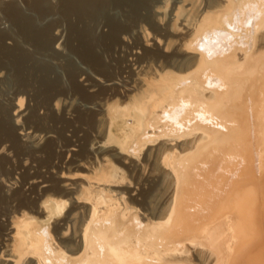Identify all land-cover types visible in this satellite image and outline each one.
Returning <instances> with one entry per match:
<instances>
[{
	"label": "bare ground",
	"instance_id": "6f19581e",
	"mask_svg": "<svg viewBox=\"0 0 264 264\" xmlns=\"http://www.w3.org/2000/svg\"><path fill=\"white\" fill-rule=\"evenodd\" d=\"M49 1L34 0L29 7L31 14L13 1L3 11L17 31L11 35L36 53L29 54L16 43L4 47L2 40L9 39V34L0 31V78L5 75L0 80L16 88L9 99L11 116L5 110L1 114V153L6 151L5 142L14 147L16 129L23 139L40 140V135L20 126L28 109L25 92L37 87L44 103L55 110L65 105L60 95L73 90L83 93L74 84L68 87L74 88L70 92L63 88L69 93L61 90L58 83L63 77L48 78L54 73L49 57L58 60L60 56L53 47L61 48L51 36L53 25H41L52 12ZM60 1L58 17L63 22L74 17L85 26L106 23L110 30L107 38L99 34L94 38L95 28L68 23L78 43L74 48L69 42L73 47L70 53L78 63H72L71 56L66 58L70 65L65 76L71 83L81 72L80 63L89 72H105L101 67L106 62L97 54L96 46L116 43L128 33L126 20L110 19L108 9L128 7L132 21H141L139 13L146 5V0ZM193 1L188 9L175 5L172 11L171 17L177 18L174 23L182 22L181 28L174 23L170 26L174 32L180 31L173 36L178 41L173 54L151 53L155 56L151 55L153 60L147 63L153 64L144 66L148 68L146 74L143 69L123 94L120 91L122 101L112 95L114 92H104L97 100L101 110L92 118L99 116V126L95 127L101 128L100 139L88 140L93 146L101 144L98 150L94 148V156L64 163L69 173L58 171L59 183L53 178L57 183L51 187L46 186L50 183L40 187L42 181H37L42 190L37 194L35 187L38 197H33L34 202L24 201L25 194L18 196L20 191V199L14 202L8 199L16 197L0 198V204L7 205L13 217L9 219L12 233L7 234L12 236L6 238L11 244L4 247L6 251L0 247L1 264H22L25 259H29L24 262L28 264H264V0H208L201 9L202 4ZM184 2L181 0L180 5ZM139 34L148 43L143 25ZM105 46L102 51L109 47ZM42 57L49 63L40 61ZM83 97L85 101L88 98L84 93ZM108 141L110 147L102 146ZM50 146L43 152L49 154ZM73 146L69 143L67 147ZM67 147L66 153L79 156L76 148ZM80 169L86 172L79 177L82 182H77L78 177L73 181L76 176L70 170ZM220 177L228 184H221L217 180ZM13 180H5L9 188ZM83 192L91 203L78 206ZM64 198L75 206L65 219L50 224L52 216L60 215L62 203L67 201ZM48 219L52 228L46 223ZM65 234V239L69 237L63 240Z\"/></svg>",
	"mask_w": 264,
	"mask_h": 264
},
{
	"label": "rangeland",
	"instance_id": "374dc122",
	"mask_svg": "<svg viewBox=\"0 0 264 264\" xmlns=\"http://www.w3.org/2000/svg\"><path fill=\"white\" fill-rule=\"evenodd\" d=\"M12 1H13V3H16L19 6L23 7L22 10L24 9L23 11H26L25 13L31 14V10L29 7L34 0H0V31L5 32L6 35L9 34L8 35L9 39H6V40L4 39L5 42L2 40V44L6 48H8V47L11 48V47H13L14 43H16V44L20 45L22 47V49L25 50L27 53H29V54H33L34 52L36 53V51L30 45H28L27 43L22 41L19 37L16 36V38L20 41V42H17L16 38H14V35H11V34L16 35L17 31L14 30L13 25L10 23L8 18L3 15V11L8 4H12ZM184 1L185 2L182 3V5H180L181 0H146L145 1L146 5L140 10V13H139L141 21L135 20L136 22L134 20H133L134 21L133 22L132 21L133 18L132 19L130 18L132 16V14H131V10L128 7H123V8H119V9H117V8L115 9V7H112V8L110 7V9H108L110 19L113 18L116 20L118 19L120 21L126 20V26L128 28V33L126 35L122 34V36L120 37V39H118V41L116 43H112V42L108 43L107 42L108 44L106 46H109V47H107L106 48L107 50H105V51H102V48L105 46L104 43L98 44L97 46L99 48L96 46L95 50L96 49L101 50V51L99 50V52L97 50V54H101L99 56L100 57L102 56L101 58L103 59L104 64L106 62V64L101 67V69L104 68V71L106 70L105 72H103V70H101L103 72L101 74V73H99L100 72V70H99V72L97 71L96 73H94L93 71L92 72L90 71L91 72L90 73L89 70L87 68H85L86 66L84 64H82V65H84V66H82L80 63L79 67H81L80 68L81 72H77V74L75 76L76 79H75V81L73 80L74 83H71L72 81H69V82L67 81L70 79V77H69V79L66 80V77H68V75L65 76L66 75L65 72H67V68L70 65V63H69L70 61L72 63H78L77 57L71 55V53H70V51H71V49H73V47L76 48L78 46V43L74 37L75 35L70 33V30L68 29L67 26L69 23L71 25L73 24V25L77 26L78 28H82L81 26H83V28H84L85 23H83V24L78 23L77 19L74 17L70 18L71 20L68 21V23L63 22L61 17H58L61 1L60 0H53V1L50 0L49 1L50 2L49 6H50L52 12L50 11L51 12L50 15L45 19L44 22L41 23V25H43V26H47L50 24L53 25V30L51 31V36L53 39L56 38L55 39L56 43H57V41H59V45L61 44V46H60L61 48L56 49V47H55L56 45L53 47L54 48L53 52L57 53L60 56H59L58 60H56V58H58V57H55L53 59H51L52 57H49V59L51 61H53V63H54V64H52V63L50 64L52 66L54 65L53 66L54 73L49 74L48 78H50L51 80L52 79L53 80H56V79L61 80L62 78H60V77H63V79H62L63 81L61 80L62 82H64L63 85L61 84V81H60V83H58L61 86L60 87L58 85V87H60V89L66 88V89H69V92H70L71 90L74 89L73 88L70 90V88H72L73 84H74L75 86L79 87V90L81 92H83L84 94H86L88 98L85 101L86 97H83V93H82V95H80L81 93H79V91L78 92L76 91L77 92V94H76L74 90L69 93V92H66L67 90L64 91V89H63L64 92L69 93L68 95L65 94V95L59 96V98H61V100L63 102L62 104H65V105H62L63 107H61V109L55 110V109L51 108V106H49L48 103L47 104L44 103L45 102L43 99L44 97L38 93V91H37L38 89H36L37 87L35 85L34 86L36 87L35 88L36 91H34V88H32L33 91L30 89L29 91L25 92V94H23V97L27 103L28 109L26 111V115H24L25 120L21 119V121L23 122V125L21 124L20 126L24 127V128L27 127L26 129H28L30 132H33L32 134L40 135V140L37 141V140H34V138H29V140H28V138L23 139V138H21L19 131L16 129L15 136L17 138V142L15 143L14 147L11 145L10 142L3 143V145L6 148L5 149L6 151L5 152L2 151V153L0 152L1 153L0 154V193H2V194H0V198L2 197V198L8 199L10 196L17 198L18 196L21 197L23 194H25V198H27V199L25 200V198L23 196L24 201L27 202L29 200V201L34 202L36 200V198H33V197H38L37 194H39L42 190L40 187L46 185L47 183L51 184V185L50 184L46 185L47 187H51L52 185L56 184L57 182L59 183L60 178L58 177L59 180H57L58 178H56V174H59L58 171L61 172V170H62V172H64V173H66V172L69 173V168L67 169L68 166L64 168V163H68V162H70V160H72V161L76 160V159L78 160L83 156H84V158H86L85 156H87V158H90V156H92V157L94 156L93 155L95 153L94 150L98 147V145L101 146V144H97V145L93 146V142H96V141H98V139H100L99 138L100 137V134H99L100 131L99 130L101 129V128L95 127V126H97V124L99 126V123H97L99 116L95 117V120H94V118H92L93 116H96V114H98L101 110V108H100L101 107V103H100L101 101H97V100L102 97L104 92H106L107 94L109 93V95L114 92L115 94L113 93L112 95H115V97L117 96L116 98L118 100H120L121 99L120 94L121 93L123 94L122 90L124 88H126V86L129 85L130 82H132L131 80H135V79L138 80L137 75L139 74V76H141L140 74H142L144 72H145L144 74H146V71H148V70H146V69H148L146 67L148 65L151 66V64H153L152 62H151V64H150V62H148L149 63L148 64L147 61H149V60L152 61L153 60L152 57L155 55H158V52L159 53L161 52L160 54L163 56H167L168 54H169L168 56H170L171 54H173L175 49L178 48V41L173 36L176 33L178 34V32H180V31L174 32V30H171L172 28L170 27V26H172L171 23L175 22L174 20L177 21V18L171 17V15H174L173 12H174L175 5L181 6L185 9L186 8L188 9V8H190L189 6L192 5L191 2H194L193 0H189V1L184 0ZM205 1H208V0H204V1L198 0V3L200 2V4H202V5H200L201 6L200 9L202 8L203 4H205ZM154 5H156L155 9H153ZM158 7H160V9H158ZM225 13H223L222 16H225L224 15ZM129 14H131V15L128 17ZM125 16H127V17H125ZM123 17H125V19ZM107 18H105V19H107ZM128 18H130V20H128ZM180 18H182V17H180ZM102 22H103V20H102ZM102 24H104V25L98 24L96 26L95 24H88L85 27L90 28L91 30H92V28H95L97 35L95 34L94 38H97L99 36L102 38L103 37L107 38L109 36L110 30H109L108 25L106 23H102ZM174 24H175V26H178L179 28H181V24H182L181 19H180V21L178 20L177 25H176V23H174ZM140 25L141 26L143 25V27L146 29V32L148 33V35H147L148 43H145L143 40V36L139 34ZM96 28H98V30ZM167 28L169 29V31L167 30ZM13 31H15L16 33H14ZM247 31H248V29H247ZM170 32H173V33H170ZM93 33H94V30H93ZM248 33H250V28H249ZM98 34H99V36H98ZM168 34H170V36L167 37ZM165 37L167 38L166 40H164ZM72 39H74L75 41L74 40L72 41ZM70 41H71L70 46H73L72 48L69 47ZM167 41H170L169 45H167V43H168ZM28 47L30 48V51L28 50L29 49ZM68 48H70V49L68 50ZM108 48H110V49H108ZM187 51L192 52L190 50H187ZM151 53H154V54L156 53V54L153 55ZM54 55L58 56L56 54H54ZM151 55H153V56L151 57ZM42 56L45 59H46V57H48V56L45 57L43 54H42ZM67 56L68 57L71 56L72 59L69 57V59H71V60L67 61L68 60V59L66 60V58H68ZM43 57L40 59V61H42V59H44ZM54 59H55V61H54ZM73 60L74 61L76 60V61L74 62ZM43 62L49 63L48 60H45ZM77 66H78V64H77ZM144 66H146V67H144ZM134 68H136V69H134ZM83 69L84 70L86 69V71H83ZM131 69L134 71H132ZM139 71H141V72H139ZM57 74L59 75L58 76L59 79L57 78ZM2 76H4V77H2L4 79L5 75L2 74ZM142 77H143V75H142ZM142 77H139L140 80ZM2 78H0V79H2ZM2 80H0V115L2 113H5V111H6V113L10 114V116H11V113H10L11 112L10 111L11 103L9 102V99H10V96L14 95V93H15L14 90H16V88L14 87L15 89H13V85L11 86V84H8L7 81L5 82V80L2 83L1 82ZM68 84H72V86L71 85L68 86ZM131 86H133V84ZM68 87H70V88H68ZM106 90H108V91H106ZM115 90H117V91H115ZM120 91H121V93H120ZM99 92L101 93L100 95H99ZM116 92H118V94H116ZM78 93H79V95H78ZM66 97H68V98H66ZM88 99L91 100V102L87 103V101H89ZM121 101H122V99H121ZM95 103H98V104H95ZM97 111H98V113H97ZM66 112L69 114H67ZM2 116L3 115L0 116V119H3ZM83 117L85 120L83 119ZM81 119L84 121V123ZM21 121H20V123H22ZM12 125L14 128L19 127V126L17 127V125H15L13 123H12ZM36 125H38V126H36ZM90 138H91V140L93 139L92 140L93 142L88 141V140H90ZM25 139H27V140H25ZM94 139H97V140H94ZM36 143L39 145L36 146ZM69 143L71 146L73 144L76 147H74V146L70 147V148L67 147L69 145ZM107 143L108 144L102 145V146H106V148H107V146L110 147L111 143L109 141ZM33 144H35L34 145L35 147L32 146ZM86 144H88V145L90 144L89 146L87 145L88 147H90V149H87V147L85 146ZM49 145H53L54 147L50 146L51 147L50 149L52 151H50L49 154L48 153L46 154L43 152V150H44L45 146H49ZM83 145H84V147H82ZM80 146L82 147L83 152L80 150L81 149ZM91 146L93 148H91ZM66 147L68 149H71V148L75 149L76 148V151H79V156H78V153L75 151V153H77V154H75L74 155L75 158H73L74 156L70 155L71 152H69V153L65 152L66 150H64V149H66ZM77 147L79 148V150ZM146 147L144 150L142 149V151H140L141 155L139 157H141L142 154H144ZM84 148H86L87 150ZM91 149H92V151H91ZM17 150H19L18 152H21V153H19L20 155L18 154ZM96 150H98V148ZM26 151H28V152H26ZM84 151H86L87 153L88 152L89 153L92 152V153H90V154L88 153L89 154L88 155ZM22 152H23V154H22ZM82 154H84V155H82ZM31 155H33L34 158L36 155L37 158L34 160V159H32L33 157ZM30 157H32V158H30ZM77 157H79V158H77ZM60 159H62V160H60ZM139 160H138V162H139ZM32 166H33V168H32ZM71 167H74V166H71ZM66 170H68V171H66ZM80 170L79 171L70 170V171H73L75 176H76V177H74L73 181H75V179L78 177L76 180H77V182H79V180L81 179L79 177L80 176L82 177L83 173L86 174V172H84V170H81V172H80ZM249 172H252V171L249 170ZM29 173L31 176L29 175ZM127 173L129 174L128 170L125 173V176L126 175L128 176ZM134 174L135 173H133V177L135 176ZM26 175L27 176L29 175L31 178L29 176L26 177ZM35 175H37L38 178ZM41 176H43V178ZM57 176H59V175H57ZM10 177L14 178V180H13L14 182L12 181L14 183V185L9 188L5 180L7 178H10ZM28 178H30L31 180ZM53 178L56 179L57 182H55V180ZM221 178L222 177L217 178V180H221V182H222L225 179V177H224V179L223 178L221 179ZM34 179H36V181ZM41 179H43V180H41ZM50 179H52V183L54 181L53 184L51 183ZM108 179L110 180V177ZM108 179H105L106 184H110L109 183L110 181ZM127 179H128V177H127ZM33 180L35 181V183L33 182ZM48 180H50V182ZM226 180H229V179H226ZM231 180H229V182H231ZM37 181H39V182L42 181V184L40 187H38ZM80 181L82 182V179ZM221 182H218V184ZM224 182H222L221 184H224V185L228 184V181H226V184ZM102 183H104V182H102ZM218 184H216V185H218ZM22 185L23 186L25 185V187H23ZM224 185H222V186H224ZM21 187H23V188H21ZM35 187H37L36 189L39 191L37 194H35L37 192ZM20 188L22 189V192H21ZM15 191H16V194H15ZM18 192L20 194H18V196H17ZM21 193H22V195H21ZM1 195H3V196H1ZM83 195H86V194L83 192V194L81 195L82 198L79 199L80 204L82 202L81 200H83L84 202L85 201H87V202H85V203L82 202V205L76 203L78 206H84V204L87 205V203L88 204L91 203L90 199H88L89 197L88 196L83 197ZM19 197L17 199L16 198H9L8 201L14 202L13 200H18V199H20ZM33 199H34V201H33ZM65 199L66 198H64L63 200H65ZM66 200L68 202L63 201L62 206H61L62 210H60V215H57L56 217L52 216V219L50 218L51 222L48 219L49 221L46 222L48 225H49V222H50V224H53L55 221L60 222L61 220L65 219L66 218L65 215H66L67 211H69L72 208V206H75L74 205L75 203L73 201H71V203H70V201L68 199H66ZM28 203H30V202H28ZM13 205H14V203H13ZM200 205L201 206H199V207L204 206V204L203 205L200 204ZM9 210H10V208L7 205L0 204V247L3 248L5 251H6V249L4 247L8 248V245L11 244L6 239V238L12 236V234L10 236L9 235L7 236V234H10V232L12 233L11 229H9V228L12 227V229H13V226H11V224H10L11 220H9L12 217L11 214L9 213ZM8 213H9V216H8ZM61 213L63 215H61ZM60 216H61V218L59 219ZM54 218H56V219H54ZM73 218H74V216H73ZM14 227H15V225H14ZM50 227L52 228V226H50ZM70 233H71V230H70ZM5 234H6V236H5ZM67 234H69V233H67ZM65 236H66V234L64 236H62L64 238L63 240H66L67 237H69V235H67V237L65 239ZM8 240H10V239H8ZM3 249L0 250V255H2L1 251H3ZM4 252H3V254H4ZM27 260H29V259H27ZM27 260L25 259V261H27ZM25 261L23 260L21 263L22 264H28V262L24 263Z\"/></svg>",
	"mask_w": 264,
	"mask_h": 264
}]
</instances>
